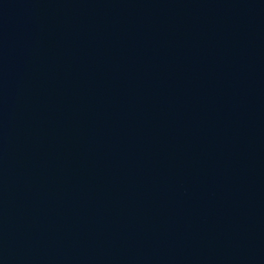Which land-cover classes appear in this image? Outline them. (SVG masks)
I'll list each match as a JSON object with an SVG mask.
<instances>
[{
	"label": "water",
	"instance_id": "obj_1",
	"mask_svg": "<svg viewBox=\"0 0 264 264\" xmlns=\"http://www.w3.org/2000/svg\"><path fill=\"white\" fill-rule=\"evenodd\" d=\"M0 264H264V0H0Z\"/></svg>",
	"mask_w": 264,
	"mask_h": 264
}]
</instances>
